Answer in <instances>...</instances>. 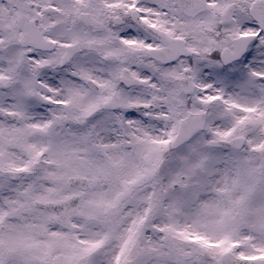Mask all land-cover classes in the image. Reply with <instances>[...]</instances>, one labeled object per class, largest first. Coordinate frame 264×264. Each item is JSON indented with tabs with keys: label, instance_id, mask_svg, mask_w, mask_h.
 I'll use <instances>...</instances> for the list:
<instances>
[{
	"label": "snow or ice",
	"instance_id": "1",
	"mask_svg": "<svg viewBox=\"0 0 264 264\" xmlns=\"http://www.w3.org/2000/svg\"><path fill=\"white\" fill-rule=\"evenodd\" d=\"M0 264H264V0H0Z\"/></svg>",
	"mask_w": 264,
	"mask_h": 264
}]
</instances>
